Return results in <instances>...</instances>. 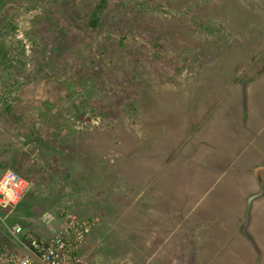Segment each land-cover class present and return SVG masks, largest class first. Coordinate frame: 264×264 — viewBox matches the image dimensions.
Instances as JSON below:
<instances>
[{
	"label": "rangeland",
	"instance_id": "rangeland-1",
	"mask_svg": "<svg viewBox=\"0 0 264 264\" xmlns=\"http://www.w3.org/2000/svg\"><path fill=\"white\" fill-rule=\"evenodd\" d=\"M146 161L161 218L131 201ZM6 169L29 186L0 208V252H22L1 241L16 223L46 237L44 212L86 210L93 264H145L155 232L171 264H264V195L258 249L238 230L264 181V0H0Z\"/></svg>",
	"mask_w": 264,
	"mask_h": 264
},
{
	"label": "built area",
	"instance_id": "built-area-1",
	"mask_svg": "<svg viewBox=\"0 0 264 264\" xmlns=\"http://www.w3.org/2000/svg\"><path fill=\"white\" fill-rule=\"evenodd\" d=\"M28 186L25 177L13 169H6L0 175V208L19 201ZM42 218L50 236L25 231L23 225L16 223L10 233L27 250L0 252V264H93L86 242L96 219L83 218L74 212L64 215L60 224L56 223V215L51 212H44Z\"/></svg>",
	"mask_w": 264,
	"mask_h": 264
},
{
	"label": "crops",
	"instance_id": "crops-1",
	"mask_svg": "<svg viewBox=\"0 0 264 264\" xmlns=\"http://www.w3.org/2000/svg\"><path fill=\"white\" fill-rule=\"evenodd\" d=\"M97 151V150H96ZM94 152V153H97L99 156H100V159L102 158L101 155H105L104 152H100V150L98 149L97 152ZM99 158V157H98ZM147 161H150L149 164H151V160H149V158L147 159ZM143 162V165L146 166L145 170H141V168H138L135 163V166L137 167L135 170H141L139 171L138 173L135 174V178H131L130 179V185L131 187H133V190H131L133 192V198H131V201L132 202H136L138 204L139 202V208L141 210V207L142 209H145V210H148L150 213V216H152L154 214V216L158 217V218H161V217H164V209L160 207V205H158V203L160 202L159 200L156 201V205H154V207L149 204V203H152L149 201V198L146 197V195L148 194L147 190H144V187L145 186H150L151 184V179L150 178H146V176L148 175V168H147V163L148 162ZM150 167H153L152 165H149ZM142 177V178H141ZM154 183V182H153ZM152 183V184H153ZM151 184V185H152ZM260 189V188H259ZM258 189V190H259ZM257 190V191H258ZM102 192L101 191H97V194H95L94 196H88L87 198L83 199V203H86L87 205L92 202L93 204L94 203H97L98 204V208L100 209V204H101V201L99 200V197H100V194ZM145 196V197H144ZM160 196V195H159ZM159 196H153L151 195V197H153L155 200H157L155 197H159ZM145 199H148V200H145ZM90 201V202H89ZM144 202L143 205H141L142 203ZM91 205V203H90ZM103 206V205H102ZM101 206V207H102ZM246 206V204H245ZM88 206L86 207V209L88 210ZM92 208V206H91ZM132 208V207H131ZM93 209V208H92ZM133 210V209H131ZM244 212H245V208H244ZM86 210H84L83 212H80V216L83 217L86 215ZM148 214V213H147ZM132 216H135L136 218L137 217H140L141 215V211L135 215H133V213L131 214ZM241 223V222H240ZM239 223V224H240ZM239 224H238V230H239ZM250 225V224H249ZM249 228V227H248ZM162 230V229H160ZM249 231V230H248ZM33 233L41 236L37 231H33ZM137 233V232H136ZM136 233H134L136 235ZM178 233H184L186 235V233H188V230H184V231H179V228H178ZM157 232H155V235L152 236L151 238L147 237L146 238V241L143 242L142 246L141 247H145L146 246V249H149V247H151L152 249H154L156 251V253H153L151 254L150 256L147 255V260H146V263L145 264H167L168 262L166 261L167 260V257L165 256L164 254V250H167L169 247L165 246V244H168L164 241V239H162L161 237H158L157 235ZM43 237V236H42ZM46 237H49V236H46ZM154 237V238H153ZM192 239V238H191ZM2 242H4V245L9 247L8 249H10V247H13L12 249H15V248H19L20 250L22 251H26L27 248H25L24 246H21L20 244L15 243L14 240H12L9 235L7 237H5V235H3V239H1ZM194 239L191 240V244H194ZM145 245V246H144ZM3 246V248H7ZM135 249H140L138 247V245L135 247ZM177 249H180V248H177ZM182 249V248H181ZM155 256V257H154ZM155 259V262L153 261ZM173 263V262H172ZM168 264H171L170 262Z\"/></svg>",
	"mask_w": 264,
	"mask_h": 264
},
{
	"label": "water",
	"instance_id": "water-1",
	"mask_svg": "<svg viewBox=\"0 0 264 264\" xmlns=\"http://www.w3.org/2000/svg\"><path fill=\"white\" fill-rule=\"evenodd\" d=\"M246 84V83H245ZM244 91V100L246 98V86L244 85L243 88ZM260 189L258 191L252 192L249 194L247 201H246V206H245V212H244V219L241 221L239 224V231L241 234H243L249 241L253 244V246L258 249L257 243L254 239V237L249 233L248 227L251 222V212H252V207H253V201L255 198L260 197L264 195V181L260 180Z\"/></svg>",
	"mask_w": 264,
	"mask_h": 264
}]
</instances>
